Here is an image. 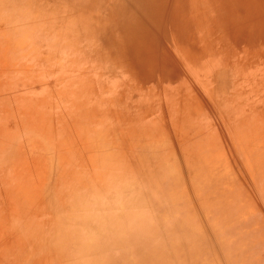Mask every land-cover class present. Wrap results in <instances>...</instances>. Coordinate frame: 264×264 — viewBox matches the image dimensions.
<instances>
[{
	"label": "rangeland",
	"instance_id": "1",
	"mask_svg": "<svg viewBox=\"0 0 264 264\" xmlns=\"http://www.w3.org/2000/svg\"><path fill=\"white\" fill-rule=\"evenodd\" d=\"M112 259L264 264V0H0V264Z\"/></svg>",
	"mask_w": 264,
	"mask_h": 264
},
{
	"label": "bare ground",
	"instance_id": "2",
	"mask_svg": "<svg viewBox=\"0 0 264 264\" xmlns=\"http://www.w3.org/2000/svg\"><path fill=\"white\" fill-rule=\"evenodd\" d=\"M147 165V164H146ZM154 165V164H151L149 163L147 167H145V170H143V168L141 170H139V176L135 179H138V180H142V182L145 180H147V178H152L154 179V181L156 180L155 178H161L162 176H154V173H150V169H151V166ZM156 166V163L155 165ZM162 169H159V172H161ZM157 173V172H156ZM155 173V174H156ZM170 173V172H169ZM164 174V172H163ZM153 181V182H154ZM158 181V180H157ZM160 181V180H159ZM158 181V182H159ZM150 184L147 186L151 189V187H154L153 183L149 182ZM157 185H160L159 183L155 182ZM163 186V184H161ZM166 187H168L167 185H165ZM165 188H162V190H158V191H164V192H159V195L158 193L156 194V192H153V190L151 189L150 191L148 190H145V191H142V190H139L138 192L135 193V203L141 205V206H145L147 208V210H151V211H154V205L157 204V208H159L160 206V201L163 199L162 197L165 195ZM166 191H169V188H167ZM159 205V206H158ZM140 221L139 223H136L134 225V223H132V226L133 228L130 230V232L128 233L127 235V239H123L122 236H125L126 233H122L121 235L122 236H119L118 238V242H123L124 243V247L125 248H131L132 250H134L135 252H138L140 254H142L144 252V250H148V249H151V248H156L154 246L157 245V243H160L162 241H168L170 238L172 239L174 233L173 231H170L169 233L165 234L162 232L163 230H160L158 229V226H155L153 223L154 222H149L146 218L144 219H141V220H138ZM170 235L168 237H166L167 235ZM153 246V247H152ZM182 245L179 244L177 246V250L178 251L179 249H182ZM191 253L193 252H196L197 251V248L195 246V244L193 245V247L191 246ZM180 254L184 255L187 257V253L183 250H180ZM190 253V254H191ZM189 254V255H190ZM188 255V256H189ZM147 258L150 256H148V254L146 255ZM146 258V257H145ZM143 258L144 261H146V259ZM154 259V257H153ZM107 264H116V259H112L110 261H107L106 262ZM103 264V263H102ZM179 264V263H178Z\"/></svg>",
	"mask_w": 264,
	"mask_h": 264
}]
</instances>
